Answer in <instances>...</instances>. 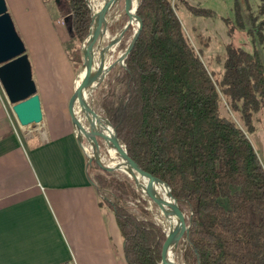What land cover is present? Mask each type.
Returning a JSON list of instances; mask_svg holds the SVG:
<instances>
[{
  "label": "trees",
  "instance_id": "trees-1",
  "mask_svg": "<svg viewBox=\"0 0 264 264\" xmlns=\"http://www.w3.org/2000/svg\"><path fill=\"white\" fill-rule=\"evenodd\" d=\"M173 1L196 17L213 16L184 0H139L143 27L114 81L121 94L112 91L101 100L103 115L131 157L190 213L185 264H264V167L244 131L220 116L217 89L252 133V114L264 108V63L256 52L228 44L216 85L186 40ZM244 1V13L234 3V22L223 19L227 33L246 30L264 43V20ZM62 2L59 13L80 43L88 35L90 9L85 0ZM69 60L77 70L79 49ZM87 174L115 217L125 263L159 264L164 233L146 201L113 173L88 165ZM135 200L140 205H129Z\"/></svg>",
  "mask_w": 264,
  "mask_h": 264
},
{
  "label": "crops",
  "instance_id": "crops-1",
  "mask_svg": "<svg viewBox=\"0 0 264 264\" xmlns=\"http://www.w3.org/2000/svg\"><path fill=\"white\" fill-rule=\"evenodd\" d=\"M4 1L32 72L46 69L57 38L46 36L53 18L45 4ZM35 82L43 121L28 138L0 85V264H126L115 217L87 174L66 113L70 79Z\"/></svg>",
  "mask_w": 264,
  "mask_h": 264
},
{
  "label": "rangeland",
  "instance_id": "rangeland-1",
  "mask_svg": "<svg viewBox=\"0 0 264 264\" xmlns=\"http://www.w3.org/2000/svg\"><path fill=\"white\" fill-rule=\"evenodd\" d=\"M45 4L47 11L50 14V17L53 18V26L51 30H48L46 36L51 34L52 38H57V56L49 58L46 62V69L36 67L32 72L33 81L37 79H70L71 87H73L76 82L77 75L83 65V54L81 51L82 42H77L76 39H71L67 31V26L65 19L63 18L59 10L64 9V4L62 0H42ZM89 6L91 18H92V9L95 7L98 1L100 0H85ZM134 2L136 0H133ZM189 5L195 8H201L210 10L213 12L212 17H196L190 13L184 5L179 1H173L174 9L177 17L179 18L184 36L188 41L189 45L195 52V54L200 58L201 62L207 69L208 73L211 75L212 80L216 82V85L222 78L223 74V61L225 58V48L228 44H232L235 47H239L244 51L253 54L257 53L264 63V43H260L257 37H251L247 34L246 30L236 29L233 32L232 36H229L227 31L228 27L224 23L223 19L228 18L231 22H234V3L236 2L239 5L242 13L245 11V1L244 0H184ZM253 15L259 18V22L264 20V9L261 11V2L259 0H247ZM122 16L109 25L110 33L114 34L116 31L121 30V25L127 22V17L124 15V10L118 5ZM94 12V9H93ZM135 29V26H133ZM129 30V31H128ZM127 35H123L121 42L117 46L116 52L111 57L109 64L114 63L118 56L122 52V45L126 44L130 36L132 35V30L129 28ZM57 32V37H56ZM264 35V30H263ZM51 38V39H52ZM50 39V38H49ZM50 41V40H49ZM75 49H79V55L82 64L77 70L73 69V64L69 60V54ZM52 50V49H51ZM53 51L50 53L52 54ZM27 54V52H26ZM28 55V54H27ZM41 60V59H39ZM41 62V61H40ZM42 63V62H41ZM31 64V63H30ZM42 69V70H41ZM119 70L111 73L105 78L103 84L97 88L89 101L91 100V106L93 109L100 115H103V110L101 109V100L103 97L108 96L109 93L114 91L116 94H121L122 88L118 85H115V78L117 77ZM34 81L36 87L37 84ZM69 89V91H70ZM219 92V114L221 117L231 120L238 128L244 131L248 137L250 143L253 146V149L261 163L264 167V108H261L258 112L252 114L251 127L253 129L252 133H248L244 123L241 119L240 111H234L231 109L228 100L220 92V88L217 85ZM68 91V93H69ZM67 93V94H68ZM240 105V104H239ZM238 105V107H239ZM104 116V115H103ZM43 119V114H42ZM43 121V120H42ZM18 123V122H17ZM38 125H29L26 127H21L18 124V128L23 137H32L38 136L41 131L39 130ZM100 140L105 142V139L101 136L98 137ZM88 153H91V148L89 144L83 142ZM87 153V154H88ZM101 155L108 161H113L110 157L111 155L106 151V149H101ZM109 154V155H108ZM88 156V155H87ZM90 165V164H89ZM92 168H98L94 163L91 164ZM99 169V168H98ZM117 176V175H116ZM119 177V176H118ZM120 178V177H119ZM121 179V178H120ZM133 203L140 205L139 200L131 201L129 205ZM154 205V206H153ZM150 214L151 220L156 224L159 223L154 213L157 212V206L155 203L149 204L146 201L144 207ZM155 208V209H154ZM251 219L256 223L258 218L255 215L251 216ZM186 240L182 237L179 241L177 251L174 256V264H185L183 258L184 244Z\"/></svg>",
  "mask_w": 264,
  "mask_h": 264
},
{
  "label": "water",
  "instance_id": "water-1",
  "mask_svg": "<svg viewBox=\"0 0 264 264\" xmlns=\"http://www.w3.org/2000/svg\"><path fill=\"white\" fill-rule=\"evenodd\" d=\"M116 5H119L124 10V15L127 17V22L121 28L120 34L125 35L127 30L131 28L132 35L124 45L121 54L114 63L108 65L94 78H89L78 83H74L73 87L67 94L65 109L71 125L76 133L77 144L85 152L86 156L88 155L87 164L91 165L94 163L102 171L113 173L119 176L121 180L127 183L141 199L144 201H151L161 207L163 203L162 199H155L151 197L149 193H147L135 180L132 179V177L127 172L124 171L122 163L108 161L101 155L99 150L108 149V147L111 146L116 147L119 153L123 155L129 163L133 164L135 167L143 169L147 178H153L159 183L163 185L165 184L154 178L144 166L135 161L125 148L124 144L117 137L118 143L108 144L107 142L100 140L98 137L93 136V133L89 131V128L82 121L78 110V106L81 104V101L78 100L79 92L91 84L104 80L111 73L124 68L125 61L142 30L143 20L138 13L139 0L135 1V9L133 11L138 21V26L136 29H134L133 24L128 17V12L131 10V4L127 0H113L111 6ZM89 6L90 5H88V7ZM65 23L69 35L72 36L71 26L67 18L65 19ZM0 85L4 91L8 103L11 105V110L15 116V119L21 127L38 125L42 122L41 104L39 96L36 92L35 83L32 79V67L26 54L24 43L16 31L9 13L7 12V7L4 0H0ZM84 141H86L91 148L90 154L83 144ZM105 165L110 166V168H106ZM165 187L169 191L167 196L169 207L176 209L183 215L185 219L183 229L180 232V234L184 236L187 234L190 226V213L183 204H181L171 195V191L168 186L165 185ZM168 218H170V216ZM163 233L164 238L162 239L159 247V264L164 263V249L166 244L176 235V233L173 231L165 232L163 230Z\"/></svg>",
  "mask_w": 264,
  "mask_h": 264
},
{
  "label": "bare ground",
  "instance_id": "bare-ground-1",
  "mask_svg": "<svg viewBox=\"0 0 264 264\" xmlns=\"http://www.w3.org/2000/svg\"><path fill=\"white\" fill-rule=\"evenodd\" d=\"M127 1L131 4V10L128 12V17L136 29L138 21L133 12L135 9V2L133 0ZM112 2L113 0H100L95 7H93L94 14L92 13L89 32L82 45L84 62L77 75L76 83L89 78H94L105 69L122 40L123 35L120 34V30L116 31L114 34L109 31V25L122 16L118 5L111 6ZM104 81L105 79L91 84L79 92L78 100L81 101V104L78 106V110L82 121L89 128V131L93 133V136H101L108 144H116L118 141L112 126L103 115L98 114L95 111L96 109H93L91 106V100L89 101L93 92L99 88ZM100 151L101 149L99 152ZM106 151L111 155V159L114 162L123 164L124 171L127 172L147 193H149L151 197L163 200L161 207L155 203L157 206V212L154 213V216L159 222L157 224L160 225L165 232L173 231L176 233V235L169 240L165 246L163 263L174 264V256L179 241L183 237L180 232L183 229L185 220L181 213L176 209L169 207L167 199L169 193L168 189L157 180L147 178L144 170L129 163L127 159L119 153L116 147H108ZM105 167L110 168L108 165H105ZM147 202L149 204L152 203L151 201ZM169 216L170 218H168Z\"/></svg>",
  "mask_w": 264,
  "mask_h": 264
},
{
  "label": "built area",
  "instance_id": "built-area-1",
  "mask_svg": "<svg viewBox=\"0 0 264 264\" xmlns=\"http://www.w3.org/2000/svg\"><path fill=\"white\" fill-rule=\"evenodd\" d=\"M65 264H73V263H65Z\"/></svg>",
  "mask_w": 264,
  "mask_h": 264
}]
</instances>
